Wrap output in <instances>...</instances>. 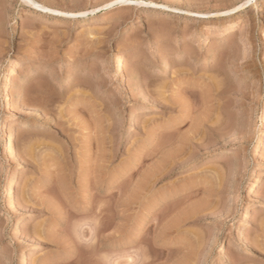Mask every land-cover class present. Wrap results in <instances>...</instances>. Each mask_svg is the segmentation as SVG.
I'll list each match as a JSON object with an SVG mask.
<instances>
[{
  "label": "rangeland",
  "instance_id": "rangeland-1",
  "mask_svg": "<svg viewBox=\"0 0 264 264\" xmlns=\"http://www.w3.org/2000/svg\"><path fill=\"white\" fill-rule=\"evenodd\" d=\"M146 1L0 0V264H264V0Z\"/></svg>",
  "mask_w": 264,
  "mask_h": 264
},
{
  "label": "bare ground",
  "instance_id": "bare-ground-1",
  "mask_svg": "<svg viewBox=\"0 0 264 264\" xmlns=\"http://www.w3.org/2000/svg\"><path fill=\"white\" fill-rule=\"evenodd\" d=\"M25 4L30 5L31 7H34L36 9L42 10L44 12H47L49 14L52 15H57V16H67V15H71L73 17H81V16H86L89 15L90 13H94L95 16L96 15H100V14H104L108 11H113L116 10L120 7H126V6H138L141 8H146V9H161L165 12H172L174 10H179L176 8H172L170 6H166V5H161V4H156L152 1H146V0H114L111 2H107V4L101 8H97L96 10L92 11V12H82V13H68V12H64L58 8H54L48 4H45L44 2H40L39 0H22ZM252 3V1H251ZM250 6V5H249ZM247 9V8H246ZM243 10H245V8H240V7H236L231 11L226 12V14H239L241 13ZM31 11V10H30ZM234 11V12H233ZM232 16L230 15L228 19H226L225 23L231 22ZM261 29H260V34L263 35V40H264V26H262V24H260ZM92 31V30H91ZM91 31L90 34H92ZM95 33V32H94ZM263 55H264V51H263ZM124 60L121 56H117L116 61L114 62V68H113V73L117 78H120L122 80V82H124ZM11 86V81L8 82V84H4L3 88H5L4 90V99H5V103L7 104H11V94H9V91L6 89V87H10ZM24 101V100H23ZM26 103V102H25ZM262 121H264V113L262 115L261 118ZM26 125V124H23ZM22 128V127H21ZM21 130L20 127H14L11 130L10 136L7 138V146H8V150L10 151L12 148V145L14 144L16 137L18 135V131ZM258 150L260 151V149H262L260 147V144L257 146ZM258 152V151H257ZM16 179V178H14ZM257 184V183H256ZM255 187V185L253 186ZM15 190V187L13 185V183L9 184L6 188V192H8L9 194H13L12 192ZM23 220V219H22ZM21 222V220L19 221ZM19 227L22 226V223L18 225ZM35 250H32L31 254L29 255L30 258H32V256L34 255ZM34 257V256H33ZM31 262H28L27 264H30Z\"/></svg>",
  "mask_w": 264,
  "mask_h": 264
}]
</instances>
